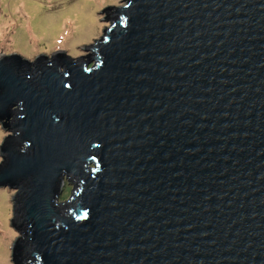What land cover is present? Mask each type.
Masks as SVG:
<instances>
[{
  "label": "water",
  "instance_id": "95a60500",
  "mask_svg": "<svg viewBox=\"0 0 264 264\" xmlns=\"http://www.w3.org/2000/svg\"><path fill=\"white\" fill-rule=\"evenodd\" d=\"M125 4L0 58L12 264H264V0Z\"/></svg>",
  "mask_w": 264,
  "mask_h": 264
},
{
  "label": "rangeland",
  "instance_id": "374dc122",
  "mask_svg": "<svg viewBox=\"0 0 264 264\" xmlns=\"http://www.w3.org/2000/svg\"><path fill=\"white\" fill-rule=\"evenodd\" d=\"M126 0H0V58L19 55L27 61L65 53L73 59L88 57L109 27L102 13L125 6ZM8 137L0 127V146ZM2 159L0 158V164ZM66 186L62 201L69 199ZM14 191L0 189V264H12L19 238L11 227Z\"/></svg>",
  "mask_w": 264,
  "mask_h": 264
}]
</instances>
